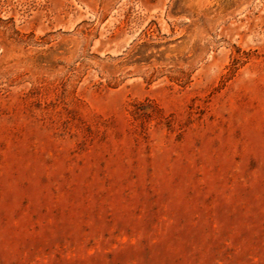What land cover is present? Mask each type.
Listing matches in <instances>:
<instances>
[{"label":"rangeland","instance_id":"rangeland-1","mask_svg":"<svg viewBox=\"0 0 264 264\" xmlns=\"http://www.w3.org/2000/svg\"><path fill=\"white\" fill-rule=\"evenodd\" d=\"M0 264H264V0H0Z\"/></svg>","mask_w":264,"mask_h":264}]
</instances>
